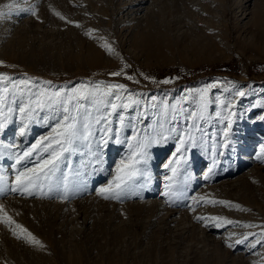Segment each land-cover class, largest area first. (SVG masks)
Here are the masks:
<instances>
[{
	"label": "rangeland",
	"instance_id": "rangeland-1",
	"mask_svg": "<svg viewBox=\"0 0 264 264\" xmlns=\"http://www.w3.org/2000/svg\"><path fill=\"white\" fill-rule=\"evenodd\" d=\"M66 1L65 9L56 0L57 16L52 0H0V74L6 77L0 79V122L10 118L0 132V264H264V243H257L264 239V160L257 159L264 145V34L254 24L264 0ZM128 5L135 13L123 11ZM100 32L102 45L113 52L87 48ZM14 82L24 89L25 103L45 90L65 100L80 86L93 93L69 101L91 136L64 154L54 177L62 192L68 174L67 199L11 191L17 170L37 159L14 168L17 155L41 137L55 136L65 115L60 104L36 108L31 120L22 121ZM112 84L125 87L109 89ZM206 87L201 117L200 90ZM77 104L83 107L77 110ZM189 131L194 140L177 151ZM137 137L151 142L147 163L138 165L144 174L133 180L141 194L98 196L117 162L130 155L129 139L135 145ZM170 162L175 175L165 167Z\"/></svg>",
	"mask_w": 264,
	"mask_h": 264
},
{
	"label": "snow or ice",
	"instance_id": "snow-or-ice-1",
	"mask_svg": "<svg viewBox=\"0 0 264 264\" xmlns=\"http://www.w3.org/2000/svg\"><path fill=\"white\" fill-rule=\"evenodd\" d=\"M22 11H31L32 15H36V12L34 9H22ZM57 16H60V13H56ZM0 16H3V13H0ZM61 19H64L63 16L60 17ZM105 47L109 52H113L114 49H112L110 44L105 43L102 45ZM0 63H3L0 61ZM121 72H113L111 75L118 76L121 75ZM6 77L0 74V79H5ZM128 79H133V77H128ZM148 79V77H146ZM22 85H26L27 81H20L19 82ZM45 83L50 84V81H46ZM163 83H169V80H164ZM124 85L122 84H112L108 85L109 89L117 88V89H124ZM212 87V85L208 86ZM208 87L200 90V99H201V112L199 115L203 117L204 115V109L206 108L207 103V91ZM13 88L15 89L13 95H15V92H20L21 94V102H20V108L19 111L22 114L21 119L24 120H31L33 116L35 115V109L36 108H52L55 105L63 104L64 108L63 111L65 115L63 116V119L60 120L56 128L53 129V132L56 134L55 136L50 135L49 137H41L40 140H37L35 144L31 146V148L26 149L23 151L22 155H17L16 157V164L13 165L14 168H16L17 165L22 164L23 162L30 161V158L35 155L36 161L34 162V166L31 168L24 167L23 169L17 170L16 180L15 183L11 187V191L13 192H20L22 195H41V196H48L49 194L55 193L60 196L61 199H67L70 194V181L68 179V174H64V180H63V186H62V192L60 191V185H58L54 181V177L56 176L57 172L60 171L61 164L64 161V154L66 152H71L74 150L73 145L76 141L79 140H85L87 141L89 137L91 136V132L89 131V125L85 124L83 126V131L81 130L79 119H78V112L77 114H73L71 108L69 107V101L79 98H85L88 95H92L93 93L90 92L88 89H86L84 86H80L77 89H73L70 94L67 96V100L63 99L60 92H47L42 91L38 94V98L36 100L29 99L27 103L23 100V94L24 89H17L15 82L13 84ZM5 92L8 91V89H4ZM110 92L104 93L105 96L109 95ZM238 96L245 95L244 92H238ZM120 97L117 96V99ZM35 105V108L33 107ZM119 105L113 103L112 104V110L115 111V109ZM129 104H124L123 107L127 108L129 107ZM83 105L77 104L76 108L77 110L79 108H82ZM12 109L9 108V112H11ZM2 115V113H0ZM110 115V113H109ZM193 115H197L196 113H193ZM219 115V113H217ZM228 120L229 127H231L232 120L231 117H225ZM9 117H5V122H0V132L4 130L6 127V122L9 120ZM121 126H123L124 117L121 116L120 118ZM47 122V121H45ZM97 123H99V120H97ZM27 124H25L24 127L20 128L19 135L23 136L26 132ZM111 131V129H109ZM121 129H116L117 133V139L116 143H120L119 139V133ZM174 131V130H173ZM225 132V141L224 143L227 145L229 143L227 136H228V129L226 128L224 130ZM107 136V134H106ZM166 139V138H162ZM185 140H194V136L191 134V131H189L188 135H181L180 142L177 144V151H180L182 146L184 145ZM44 141V143H42ZM50 141V142H48ZM159 143L160 141H156ZM101 143L103 145H107L108 139H102ZM150 141L148 137H137L136 138V144L134 145L132 143V139H129V150L130 155L125 158V160H121L117 162V167L114 170L115 175H113L112 180L108 182L106 186L100 187L96 189V193L98 196L103 197L104 199H112V200H120L122 197L127 196L129 193L132 195H140L141 193L139 191H135V185L133 184V180L138 175H143L141 168L138 167L141 163H147V152L145 149L150 146ZM7 147H15V145H9ZM135 149V150H133ZM41 153H47V158H44V156L41 155ZM176 154L174 153L173 156ZM258 160H264V145H261L260 152L257 154ZM179 163V161H177ZM166 168H171L173 174L178 171L177 168L172 167L171 162L169 164L165 165ZM207 178V177H206ZM166 180L172 181L174 179L173 177H165ZM4 180V177L0 175V182ZM143 187V186H141ZM166 189H171L172 184L168 183L165 185ZM46 189V191H45ZM3 188H0V191H3ZM165 196H169L170 198L173 196H177L178 194L174 191H165L163 193ZM203 200V197L200 198ZM193 200L195 201L196 198L194 197ZM173 202V201H169ZM211 202V203H220V204H228L227 201H205ZM0 211H2V208H0ZM198 220L205 219L204 217H196ZM212 219L217 221H225L228 224L233 223L231 220H225L224 217H213ZM7 223H12L10 217L6 218ZM217 227H220L221 225L218 223L216 225ZM17 227L22 228V226L17 225ZM22 231L27 232L26 229H22ZM28 236L31 237V242L35 244H40V241H38L35 237L31 236V233H28ZM247 239L245 237L244 239L236 241V243H244V241ZM257 243H264V239L257 241ZM42 246V245H41ZM229 247H234V244H229ZM252 247H255V245H252Z\"/></svg>",
	"mask_w": 264,
	"mask_h": 264
},
{
	"label": "bare ground",
	"instance_id": "bare-ground-1",
	"mask_svg": "<svg viewBox=\"0 0 264 264\" xmlns=\"http://www.w3.org/2000/svg\"><path fill=\"white\" fill-rule=\"evenodd\" d=\"M53 2H51V4H52V7H53V9H52V11H54V15H56V0H52ZM57 3H58V6H60V7H62V8H65L66 9V7L69 5L68 3H67V1L66 0H57ZM51 4H50V6H51ZM68 4V5H67ZM131 7L133 6V4L132 3H128ZM128 5V8H125L124 7V9H123V11H126L127 10V15L128 14H133V13H135V11L134 12H132L131 11V7ZM57 6V7H58ZM60 11V10H59ZM62 12H64V11H62ZM149 12H152L151 11V9H149ZM255 18H254V24L261 30V32H262V34H264V5H259V6H257L256 8H255ZM65 14L67 15L68 14V11L67 10H65ZM61 16H63L64 17V14H62ZM59 18V17H58ZM65 18V17H64ZM56 20V19H55ZM59 21H63L64 22V19H61V18H59ZM97 28V27H96ZM99 29V28H98ZM91 30V29H90ZM89 36H90V34H89ZM93 36H94V34H93ZM143 36V35H142ZM264 36V35H263ZM103 38H104V36L102 35V32H100L98 35H96V36H94V39L93 40H90V42H89V45H88V49H89V51H91V52H94V53H96V54H98L99 52L101 53V48H100V46L102 45V40H103ZM141 40V39H140ZM143 40V39H142ZM144 40H146V39H144ZM143 40V41H144ZM136 41V40H135ZM139 41H137V43H138ZM142 42V41H141ZM144 43V42H143ZM138 45V44H137ZM140 46V45H139ZM98 55H100V54H98ZM259 148H261V146L259 147Z\"/></svg>",
	"mask_w": 264,
	"mask_h": 264
}]
</instances>
